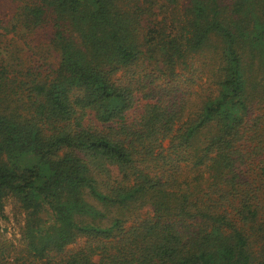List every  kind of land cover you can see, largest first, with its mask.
Returning a JSON list of instances; mask_svg holds the SVG:
<instances>
[{
	"label": "trees",
	"instance_id": "16d2710c",
	"mask_svg": "<svg viewBox=\"0 0 264 264\" xmlns=\"http://www.w3.org/2000/svg\"><path fill=\"white\" fill-rule=\"evenodd\" d=\"M182 6L18 0L57 59L0 52V264H264V0Z\"/></svg>",
	"mask_w": 264,
	"mask_h": 264
},
{
	"label": "rangeland",
	"instance_id": "374dc122",
	"mask_svg": "<svg viewBox=\"0 0 264 264\" xmlns=\"http://www.w3.org/2000/svg\"><path fill=\"white\" fill-rule=\"evenodd\" d=\"M229 1V0H228ZM184 0H177V2H171L170 0H139V3L147 9L145 14L150 18L161 19L163 16H168L173 9L176 13H182ZM148 3L150 5L148 6ZM18 0H0V52L1 55H8L10 50L15 51L14 56L18 58V61L25 65H33L42 62L44 59L49 60L52 65L56 64V55L53 50V45L49 39L51 30L48 25L37 28H22V25L18 21L14 20V13ZM132 2L127 3L126 9L131 11L129 6ZM130 8V9H129ZM151 11V12H150ZM150 12V13H149ZM143 15V17L147 16ZM143 21V19H142ZM139 30V38L142 37L145 27L142 26ZM213 42V43H212ZM210 45H207L199 52L194 59H198V64H204L203 60L217 59L219 44L212 41ZM7 51L6 53H3ZM206 79L203 76L201 79H197L196 82L202 83ZM208 81V80H207ZM197 87V86H195ZM138 103H144L143 99H140ZM137 103V104H138ZM135 104L134 108L129 111V116L133 115L135 109L140 110L138 105ZM91 122L94 121L91 114L87 117ZM88 122V123H91ZM95 123V122H94ZM184 168V173L189 175ZM25 212L20 209L18 203L13 198H7L4 202L2 212L0 211V247L19 245L20 230L25 218Z\"/></svg>",
	"mask_w": 264,
	"mask_h": 264
}]
</instances>
